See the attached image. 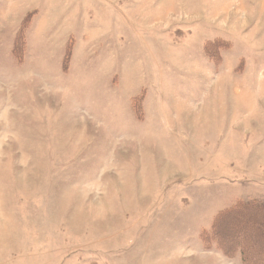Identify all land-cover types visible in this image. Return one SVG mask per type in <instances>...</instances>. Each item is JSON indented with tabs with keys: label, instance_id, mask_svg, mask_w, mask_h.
<instances>
[{
	"label": "rangeland",
	"instance_id": "obj_1",
	"mask_svg": "<svg viewBox=\"0 0 264 264\" xmlns=\"http://www.w3.org/2000/svg\"><path fill=\"white\" fill-rule=\"evenodd\" d=\"M0 264H264V0H0Z\"/></svg>",
	"mask_w": 264,
	"mask_h": 264
},
{
	"label": "trees",
	"instance_id": "obj_2",
	"mask_svg": "<svg viewBox=\"0 0 264 264\" xmlns=\"http://www.w3.org/2000/svg\"><path fill=\"white\" fill-rule=\"evenodd\" d=\"M261 213V210H259V214ZM255 223V220L254 219H252V221H251V224H254Z\"/></svg>",
	"mask_w": 264,
	"mask_h": 264
}]
</instances>
